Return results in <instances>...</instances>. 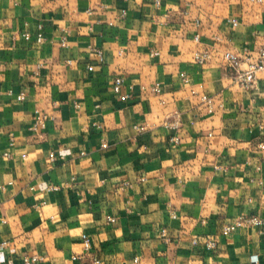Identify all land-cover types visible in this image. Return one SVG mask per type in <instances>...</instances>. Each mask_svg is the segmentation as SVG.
<instances>
[{"label":"crops","instance_id":"crops-1","mask_svg":"<svg viewBox=\"0 0 264 264\" xmlns=\"http://www.w3.org/2000/svg\"><path fill=\"white\" fill-rule=\"evenodd\" d=\"M263 42L264 0H0V264H264L221 235L264 219V80L224 59Z\"/></svg>","mask_w":264,"mask_h":264},{"label":"built area","instance_id":"built-area-1","mask_svg":"<svg viewBox=\"0 0 264 264\" xmlns=\"http://www.w3.org/2000/svg\"><path fill=\"white\" fill-rule=\"evenodd\" d=\"M263 1V0H259ZM234 25L238 24V21L236 19L232 20ZM23 36L27 40H31L32 35L30 33H24ZM44 35L40 31L36 35V40L39 43H43L44 41ZM199 39V37H197ZM100 59H103V50L98 49L97 50ZM195 59L202 64H205L209 62L212 59V52L209 50L204 51H196L195 52ZM224 59L225 61L236 69V75L235 79L236 81L245 89H252L254 85L260 81L264 80V42L261 45V47L258 50V56L257 59L248 61L246 67H242V61L238 57V55L234 52L227 51L224 53ZM91 70L94 69V67L91 65L89 67ZM125 86V79L122 76H117L114 79L113 82V88L114 91L120 96L121 100H127L129 98V94L124 91ZM20 100H24L26 98V94L24 92L20 93L19 97ZM203 101L208 104V108L210 111L213 110V104H214V97H208L206 95H203L202 97ZM48 115L46 113H43L41 111H38V116L35 118V121L33 123L32 129L35 132H39L46 127V121H47ZM177 125H173V127H176ZM178 140V138H175ZM264 148V144L262 145ZM55 155L51 154V158H54ZM52 189L56 188L55 186H51ZM111 221H115L116 219L114 217H110ZM264 225V219L259 214H242L240 215L235 221L232 223H226L221 228V235L223 236H231L237 229L239 228H252V227H262ZM83 243L85 246V250L89 251L91 249L92 243L91 239L87 235H83ZM218 245V242L216 239H210L207 242V246L209 248H216ZM41 259L39 256H28L25 259V264H33L34 262Z\"/></svg>","mask_w":264,"mask_h":264}]
</instances>
